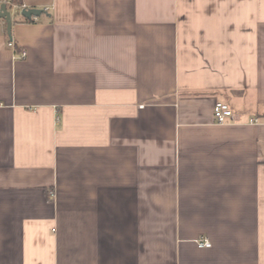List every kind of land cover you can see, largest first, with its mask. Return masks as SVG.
I'll return each instance as SVG.
<instances>
[{"label": "crops", "instance_id": "crops-1", "mask_svg": "<svg viewBox=\"0 0 264 264\" xmlns=\"http://www.w3.org/2000/svg\"><path fill=\"white\" fill-rule=\"evenodd\" d=\"M8 11L0 264H264V0Z\"/></svg>", "mask_w": 264, "mask_h": 264}, {"label": "built area", "instance_id": "built-area-1", "mask_svg": "<svg viewBox=\"0 0 264 264\" xmlns=\"http://www.w3.org/2000/svg\"><path fill=\"white\" fill-rule=\"evenodd\" d=\"M2 3L5 5H9L10 0H1ZM18 9L15 5H10V10ZM22 9H26L25 7H22ZM21 9V10H22ZM36 20V18H33ZM10 46H12V43H10ZM22 58H25V53H22ZM213 116L215 119V122L217 124H226L229 122H232L234 120V116L228 105L222 103V102H216L213 108ZM199 247L209 248L211 244L206 240L203 239L201 241H198Z\"/></svg>", "mask_w": 264, "mask_h": 264}, {"label": "water", "instance_id": "water-1", "mask_svg": "<svg viewBox=\"0 0 264 264\" xmlns=\"http://www.w3.org/2000/svg\"><path fill=\"white\" fill-rule=\"evenodd\" d=\"M45 11L44 10H39V9H22L20 11V16L30 20L33 18H37L39 16H41L42 14H44ZM0 19L4 20L5 24H6V33L7 36L9 38H11V28H12V14L10 11L7 10V7L4 3H2L0 5Z\"/></svg>", "mask_w": 264, "mask_h": 264}, {"label": "trees", "instance_id": "trees-1", "mask_svg": "<svg viewBox=\"0 0 264 264\" xmlns=\"http://www.w3.org/2000/svg\"><path fill=\"white\" fill-rule=\"evenodd\" d=\"M10 5H15L17 8L22 6V0H10L9 5H6L7 9L10 10ZM33 19H25L23 22H32ZM264 110V109H263ZM264 114V111H263Z\"/></svg>", "mask_w": 264, "mask_h": 264}]
</instances>
